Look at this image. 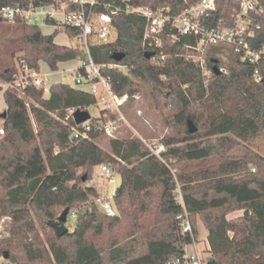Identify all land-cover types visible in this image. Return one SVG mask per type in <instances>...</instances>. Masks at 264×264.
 <instances>
[{"label":"trees","instance_id":"16d2710c","mask_svg":"<svg viewBox=\"0 0 264 264\" xmlns=\"http://www.w3.org/2000/svg\"><path fill=\"white\" fill-rule=\"evenodd\" d=\"M52 1L0 0V10ZM109 1L132 8L169 7L179 13L199 0ZM238 9V0H217L207 24L227 23ZM114 27L116 39L92 45L91 58L107 67L102 75L116 95L127 96L126 102L139 93L141 83L163 96V105L171 107L176 135L163 140L167 150L161 158L132 137L111 139L107 151L98 144L104 135L95 128L88 138L72 142V128L79 126L72 118L66 120L67 110L96 106L93 95L65 83L51 85L47 94L30 86L24 98L5 91L0 220L8 217L11 222L9 235L0 243V256L7 255L13 264H171L192 242L190 235L182 234L178 220L186 211L196 237L198 220L207 229L214 259L210 264H264V158L243 146H253L264 135V60L259 66L263 81L255 83L253 65L242 62L230 48H212L209 67L216 60L218 68L225 66L228 73L212 74L206 89L200 69L182 56L187 53L184 44L194 43L193 39L172 43L164 37L163 47L150 52L144 42L143 16L119 14ZM60 32L71 38L77 35L69 27L45 35L39 26L21 19L0 18V36H6L0 79L13 81L17 68L12 58L18 52L24 53L20 58L30 67L39 69L44 62L53 72L61 63L87 60L79 47L55 43ZM250 45H264V15ZM118 53L125 55L120 62L114 60ZM161 53L168 56L162 66L152 60ZM224 53L227 61L220 57ZM111 65L126 67L127 72ZM108 119H115L114 114L102 110L91 123ZM189 121L197 128L195 133L189 132ZM172 161L179 164L176 174ZM103 164L116 167L120 177L113 196L115 216L99 209L95 200L100 194L94 185H87L93 169ZM67 208L69 215L77 211L82 217L72 231L58 237L52 224ZM236 211H243V216L229 219Z\"/></svg>","mask_w":264,"mask_h":264},{"label":"built area","instance_id":"2783aa9c","mask_svg":"<svg viewBox=\"0 0 264 264\" xmlns=\"http://www.w3.org/2000/svg\"><path fill=\"white\" fill-rule=\"evenodd\" d=\"M239 9L231 15L227 23L221 21L214 26L207 22L212 19L217 10V0H199L187 6L179 13H174L169 7L152 9L149 7L132 8L128 5H117L115 1L109 0H53L47 5H33L28 7L10 5L0 10V18L14 21L21 19L29 25L53 26L56 29L65 27L73 28L77 35L73 38L77 41V47L87 54V60H82L81 66L71 70L75 76L73 81L75 87L82 89L96 98L97 105L103 111L113 114H120L121 108L127 101V96L119 97L111 87L108 78L102 75L105 65L96 64L90 56V47L96 44L111 42L116 39L117 32L114 27V18L119 14H137L147 20V28L144 33V42L148 45L149 51L154 52L155 48L163 47L165 37L172 43H177L184 38L193 39L194 43H185L186 54L182 55L187 61L192 62L200 69L204 79H209L214 74L213 68L207 62L208 52L212 48H230L242 62H248L255 68L252 72V79L255 83L263 81V75L259 68L264 60V45L260 47L251 46L256 33L261 29V19L264 15V0H238ZM168 56L154 54L152 60L162 66ZM222 60L227 61L226 53L221 54ZM17 73L12 82H4L0 85L3 92L15 91L20 98L25 97V90L30 86L42 88L45 93L49 92L48 87L50 73L43 72L41 64L39 69L32 68L25 59H17ZM109 68L127 72V68L118 65H111ZM221 74H227L225 66L219 68ZM78 109L67 110L66 120L73 118ZM53 115V113H51ZM118 120L108 119L98 124L91 123V119L79 127L72 128L70 140L75 142L81 138H88L92 129L99 130L108 138H115L119 129ZM3 125L0 126V135H4ZM146 143V141H144ZM152 155L161 158L162 152L166 151L163 144L148 145ZM101 176L117 183L119 175L109 165L99 166ZM95 200L99 209L108 216H115L117 210L113 203V196ZM178 200L183 204L182 195ZM77 211L68 215V220L76 221L79 217ZM182 234L190 235L192 242L183 246L181 257L174 259L171 264H210L212 259L211 247L208 238H198L189 215L186 211L178 216ZM11 219L4 217L0 220V243L9 235L5 226ZM0 264H13L5 256H0Z\"/></svg>","mask_w":264,"mask_h":264},{"label":"rangeland","instance_id":"374dc122","mask_svg":"<svg viewBox=\"0 0 264 264\" xmlns=\"http://www.w3.org/2000/svg\"><path fill=\"white\" fill-rule=\"evenodd\" d=\"M42 32L45 35H51L55 28L53 26H44L39 24ZM3 34V33H0ZM5 37L0 36V57H3L2 48L5 44ZM55 43L58 45L68 46V47H77V41L71 37H69L66 33L60 32L55 37ZM24 54L23 52H18L12 58L13 64L17 66V59L20 58ZM186 54V53H185ZM11 57L8 56L7 60H10ZM83 63L82 59L78 58L73 61L65 62L59 64L58 71L53 72L51 71L48 66L44 62H40L43 72L50 73L51 75L48 77L50 82L48 83V87L56 84V83H65L69 84L74 88L75 84L73 81V77L75 74L71 71L75 68L81 66ZM203 79L204 86L208 89L210 78ZM4 81L0 79V85L3 84ZM164 93H166L164 91ZM163 93V94H164ZM47 94V93H46ZM165 95V94H164ZM29 102V101H28ZM6 104L4 101V92L3 89L0 88V114L6 112ZM102 107L99 105L92 106L88 108L87 112L90 114L91 118H98L101 115ZM55 118L58 117L57 113H53ZM115 120H118L119 129L116 132L115 138L125 139L128 137L138 138L140 140L146 141L144 143L146 146L154 145V144H163L165 150L167 147L163 143V140L166 138L174 137L176 135V127L174 123V119L171 116V107L163 105V96H160L158 92L153 89L150 85L141 83L139 85V93L134 97L133 100L125 102V104L121 108L120 114H114ZM3 119L0 118V126L3 125ZM195 126V125H194ZM113 138H108L102 136L98 140V144L105 150L110 151L109 142ZM248 150H253L254 152L258 153L264 158V135L261 136L253 146L243 145ZM148 147V146H147ZM149 149V147H148ZM171 169L174 174L177 173V169L179 164L175 161H172ZM116 171V167L113 166ZM252 172L256 171L255 166H250ZM92 179L87 185H94L101 198H108V196H112L113 192L120 184V177L117 178V183L113 184V182H109L105 178L101 176L99 166L95 167L92 171ZM62 213V212H61ZM243 211H236L229 215V219H233L236 217L243 216ZM61 215V214H60ZM10 222L7 223L5 229H9ZM75 226V221L68 220L66 223V227L69 231H72ZM197 228H198V238H208V232L203 223L198 220L197 221Z\"/></svg>","mask_w":264,"mask_h":264},{"label":"water","instance_id":"95a60500","mask_svg":"<svg viewBox=\"0 0 264 264\" xmlns=\"http://www.w3.org/2000/svg\"><path fill=\"white\" fill-rule=\"evenodd\" d=\"M125 55L123 53H118L114 56V60L116 62H120L124 59ZM214 66H213V71L215 75H221V72L217 66L218 61L213 60ZM0 118L5 120L7 118V112H3L0 114ZM74 121L77 125L83 124L91 119L90 114L87 111H82V110H77L74 113ZM188 127H189V132L190 133H195L197 131V128L194 126V124L189 121L188 122ZM70 210L67 208L65 209L61 215L58 218V221L52 224V227L55 229L56 234L58 237H62L65 234L69 232V229L66 227V223L68 221V215H69ZM82 217V216H80ZM5 258H8L7 255H5ZM214 259H211V262H213Z\"/></svg>","mask_w":264,"mask_h":264}]
</instances>
